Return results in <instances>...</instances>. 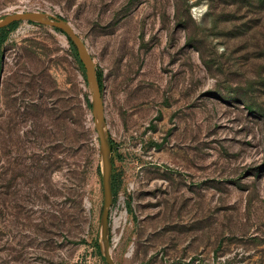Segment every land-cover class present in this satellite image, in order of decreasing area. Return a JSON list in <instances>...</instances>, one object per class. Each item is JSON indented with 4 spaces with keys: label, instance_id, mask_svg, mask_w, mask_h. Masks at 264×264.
I'll return each instance as SVG.
<instances>
[{
    "label": "rangeland",
    "instance_id": "obj_1",
    "mask_svg": "<svg viewBox=\"0 0 264 264\" xmlns=\"http://www.w3.org/2000/svg\"><path fill=\"white\" fill-rule=\"evenodd\" d=\"M21 11L69 22L100 72L114 263L264 264V0H0ZM74 48L33 22L0 44V264H106Z\"/></svg>",
    "mask_w": 264,
    "mask_h": 264
},
{
    "label": "water",
    "instance_id": "obj_2",
    "mask_svg": "<svg viewBox=\"0 0 264 264\" xmlns=\"http://www.w3.org/2000/svg\"><path fill=\"white\" fill-rule=\"evenodd\" d=\"M14 22H33L60 30L72 42L85 72L86 82L90 92L93 123L99 142L100 172L103 188V206L99 221L97 245L106 264H115L111 254L109 213L113 203L111 187L112 149L106 130L105 105L103 88L100 85L97 68L85 42L66 20L38 11H21L3 16L0 19V29Z\"/></svg>",
    "mask_w": 264,
    "mask_h": 264
},
{
    "label": "trees",
    "instance_id": "obj_3",
    "mask_svg": "<svg viewBox=\"0 0 264 264\" xmlns=\"http://www.w3.org/2000/svg\"><path fill=\"white\" fill-rule=\"evenodd\" d=\"M18 22H14L10 25H8L7 27H4V28H1L0 29V44L6 39V36H7V32L10 30V29H13V27H15L17 25ZM58 30V29H56ZM60 31V30H58ZM71 46L74 48L72 42L69 40ZM75 49V48H74ZM81 64V63H80ZM83 67V66H82ZM97 76H98V79H99V82H100V85H101V75H100V72L98 71L97 72ZM89 106V105H88ZM111 142V149H112V152H113V146H112V140H110ZM112 160H113V157H112ZM111 187H112V193L113 195L115 196L116 192H117V185L115 183V179H114V174L112 172V176H111Z\"/></svg>",
    "mask_w": 264,
    "mask_h": 264
}]
</instances>
